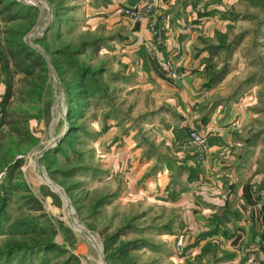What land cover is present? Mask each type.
Masks as SVG:
<instances>
[{"label":"rangeland","instance_id":"1","mask_svg":"<svg viewBox=\"0 0 264 264\" xmlns=\"http://www.w3.org/2000/svg\"><path fill=\"white\" fill-rule=\"evenodd\" d=\"M17 1L16 18L5 25L16 33L6 34L40 52L48 78L28 120L31 142L12 158L20 166L12 174L0 169V264H201L189 254L193 242L181 235L175 202L178 151L192 154L195 164L202 159L188 142V129L196 128L174 123L173 136L165 135L171 118L158 117L154 97L146 103L152 77H143L161 42L152 52L142 45L135 52L138 27L123 7L151 17L160 34L164 14L181 16V28L195 36L194 55L205 51L199 78L210 101L247 89L264 98V0H163L157 6L155 0L146 12L147 0ZM4 90L2 75L0 102ZM29 194L41 209L30 206ZM41 213L50 224L41 223ZM131 240L136 247L125 250Z\"/></svg>","mask_w":264,"mask_h":264},{"label":"crops","instance_id":"2","mask_svg":"<svg viewBox=\"0 0 264 264\" xmlns=\"http://www.w3.org/2000/svg\"><path fill=\"white\" fill-rule=\"evenodd\" d=\"M180 19L175 13L159 19L161 44L153 58L150 56L149 67L144 66L143 77H152L146 103L154 97L158 117H165L164 123L166 117L171 118L163 129L165 135L173 136L175 123L179 129L186 124L206 136V148L196 164L192 154H177L174 167L181 169V187L175 202L181 207V235L189 244L193 242L189 254L201 264L264 260V98L249 95L247 89L243 94L231 92L209 101L208 87L202 86L199 78L200 57L205 51L194 55L195 36L181 28ZM130 22L138 27L133 31L137 41L134 51L139 45L147 49L153 38L145 29V20ZM167 54L176 65L175 79L155 67L154 58ZM252 84L257 86L258 82ZM190 167L195 168L192 174Z\"/></svg>","mask_w":264,"mask_h":264},{"label":"trees","instance_id":"3","mask_svg":"<svg viewBox=\"0 0 264 264\" xmlns=\"http://www.w3.org/2000/svg\"><path fill=\"white\" fill-rule=\"evenodd\" d=\"M17 0H0V76L4 75L5 90L0 102V169L9 170L10 174L21 164L20 160L12 161L14 152L24 148L31 142L32 132L28 126V120L34 116L31 112L35 104L41 102L43 92L47 84V67L39 51L29 46L20 38H13L14 35L6 28V22L13 20L16 15L14 11ZM4 33V36L1 34ZM8 35H7V34ZM11 33V34H9ZM87 43L83 42L80 51H83ZM92 47L99 48V40H94ZM51 102L45 101L41 106V112L45 120L50 115ZM10 144L11 146H9ZM46 194L58 201L57 194L46 186H42ZM30 206L41 209L40 200L34 195L29 194ZM0 203L4 200L0 195ZM41 223H49V218L40 214ZM53 226V225H52ZM67 240H72V233L69 228H64ZM112 236L106 238L105 247L109 249V241ZM134 241L125 242V250L135 248ZM123 245V246H124ZM132 245V246H131ZM135 245V246H133ZM47 246L59 247L58 244L50 242ZM122 251V250H121ZM116 254H119L118 251Z\"/></svg>","mask_w":264,"mask_h":264},{"label":"built area","instance_id":"4","mask_svg":"<svg viewBox=\"0 0 264 264\" xmlns=\"http://www.w3.org/2000/svg\"><path fill=\"white\" fill-rule=\"evenodd\" d=\"M154 1L155 0H147L142 10L144 12L148 11ZM25 2L33 3L34 1L25 0ZM123 11L124 14L134 22H140L142 20H145V29L148 30L153 36L152 44L148 46V50L152 52L153 49L158 46L162 40L160 30L154 24V20L151 17H144L145 15L143 13L130 7H123ZM155 67L158 71L162 72L169 79H175L178 75L175 62L170 55L156 58ZM187 135L189 138L188 142L190 144L195 145L200 152H203V148L206 144L205 134L201 133L200 131H197L196 129L189 128L187 131ZM251 264H264V260L253 259L251 261Z\"/></svg>","mask_w":264,"mask_h":264},{"label":"bare ground","instance_id":"5","mask_svg":"<svg viewBox=\"0 0 264 264\" xmlns=\"http://www.w3.org/2000/svg\"><path fill=\"white\" fill-rule=\"evenodd\" d=\"M54 186V185H53ZM54 188H57L56 186H54ZM79 228L81 229V226H79Z\"/></svg>","mask_w":264,"mask_h":264}]
</instances>
